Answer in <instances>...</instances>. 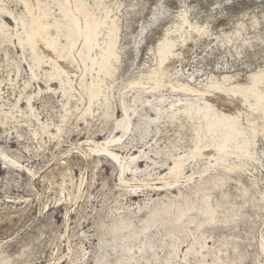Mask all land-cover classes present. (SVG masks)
Masks as SVG:
<instances>
[{
    "label": "rangeland",
    "instance_id": "1",
    "mask_svg": "<svg viewBox=\"0 0 264 264\" xmlns=\"http://www.w3.org/2000/svg\"><path fill=\"white\" fill-rule=\"evenodd\" d=\"M0 264H264V0H0Z\"/></svg>",
    "mask_w": 264,
    "mask_h": 264
},
{
    "label": "bare ground",
    "instance_id": "2",
    "mask_svg": "<svg viewBox=\"0 0 264 264\" xmlns=\"http://www.w3.org/2000/svg\"><path fill=\"white\" fill-rule=\"evenodd\" d=\"M107 144H108V142H104V143L99 144V146H96L98 148L97 151H103V152L107 153L109 156H112L113 160H115V162L119 163V165H120V162H119L120 158L107 149Z\"/></svg>",
    "mask_w": 264,
    "mask_h": 264
}]
</instances>
